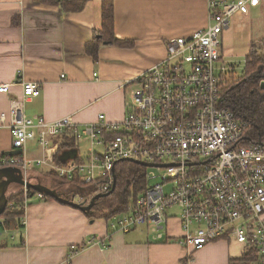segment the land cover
I'll return each mask as SVG.
<instances>
[{"label": "built area", "instance_id": "obj_1", "mask_svg": "<svg viewBox=\"0 0 264 264\" xmlns=\"http://www.w3.org/2000/svg\"><path fill=\"white\" fill-rule=\"evenodd\" d=\"M204 1L205 28L167 40L165 58L124 84L132 89L120 122L99 114L79 128L70 117L26 118L23 103L39 94L40 85L21 81V98L10 100L8 112L12 153L0 167L18 170L25 181L32 170L48 167L58 179L90 186L89 196L73 201L86 206L95 195L111 191L118 162L150 164L134 209L109 218L110 231L145 227L153 241H167L166 225L177 211L178 244L190 257L211 242L228 239L244 255L253 250L257 264H264V144L247 145V123L222 103L229 68L220 54L221 35L232 17L257 7L264 11V0ZM8 92V85H0V94ZM67 133L77 145L87 139L89 151L80 161L57 166L49 152ZM29 142L44 150L41 159L25 155ZM21 190L25 208L33 198L45 199L42 193Z\"/></svg>", "mask_w": 264, "mask_h": 264}, {"label": "crops", "instance_id": "obj_2", "mask_svg": "<svg viewBox=\"0 0 264 264\" xmlns=\"http://www.w3.org/2000/svg\"><path fill=\"white\" fill-rule=\"evenodd\" d=\"M82 1L80 11H69L42 0H0V85L9 86L7 94H0V117L6 115L0 119V165L2 156L12 153L8 112L10 100L21 98V81L40 85L39 94L23 103L26 118L70 117L79 128L93 123L99 114L120 122L132 89L124 84L165 58L167 40L187 37L208 22L204 0H110L114 35L133 41V46L100 44L94 60L85 46L101 30L103 0ZM263 18L261 7L235 14L221 35L222 61L244 59L240 74L228 65L235 77L241 76L252 48L264 56V32L262 26L259 33L255 27L258 20L263 25ZM81 144L89 146L87 139ZM81 144L76 154L82 159L87 153H81ZM58 150L49 152L53 160ZM24 153L35 159L45 155L35 142L27 143ZM51 175L55 177L48 167L36 168L28 181L56 191ZM68 187L59 184L57 189ZM24 220L23 228L3 231L8 235L0 237V264H231L244 255L241 247L220 239L190 257L178 244L182 233L177 211L168 219L163 242L153 241L145 227L128 233L110 231L106 219H90L80 210L47 199L33 198Z\"/></svg>", "mask_w": 264, "mask_h": 264}, {"label": "trees", "instance_id": "obj_3", "mask_svg": "<svg viewBox=\"0 0 264 264\" xmlns=\"http://www.w3.org/2000/svg\"><path fill=\"white\" fill-rule=\"evenodd\" d=\"M45 3L59 4L69 11H80L84 6L82 0H42ZM100 44L129 48L133 41L120 40L114 35V5L110 0L102 2V27L96 31L91 42L86 44L85 52L94 60L97 58V48ZM264 80V56L257 49L252 48L246 56L244 70L239 77H235L232 71L227 72V85L221 91L224 107L233 111L236 116L247 123L244 134L246 144H264V90L260 89V82ZM59 152L54 158L57 166H63L70 161H80L77 153V143L71 133L64 134ZM9 157L3 155L2 159ZM2 168V166L0 167ZM145 167L132 162H118L115 166V190L112 194L98 199L94 205L97 213L84 212L90 219L104 218L108 220L116 214L127 213L134 209L136 200L146 187ZM59 184H68L69 197H62L73 202L77 197H87L92 192L90 186L73 184L64 179H58ZM29 194L36 191L27 189ZM61 197V195L58 193ZM47 200L54 199L45 196ZM93 207V208H94ZM102 209H101V208ZM24 195L22 190L7 197L4 212L0 215L4 231H14L24 226L21 224L24 218ZM257 264V257L252 250L231 264Z\"/></svg>", "mask_w": 264, "mask_h": 264}, {"label": "water", "instance_id": "obj_4", "mask_svg": "<svg viewBox=\"0 0 264 264\" xmlns=\"http://www.w3.org/2000/svg\"><path fill=\"white\" fill-rule=\"evenodd\" d=\"M260 89L264 90V80L260 82ZM140 165L142 167H150L152 165L146 164L143 162L137 161H128ZM115 180V175H114ZM11 184H16L21 187H25L27 189H31L33 191L44 194L47 197L54 199L56 202L70 206L74 209L80 210L81 212H89L95 205L98 199L104 198L110 194H112L115 190V182L111 189V191L107 194H98L91 198L89 203L86 206L76 204L74 202L68 201L58 195L56 191L42 185V184H33L29 181H25L18 170L13 168H0V215L4 212L6 204H7V191Z\"/></svg>", "mask_w": 264, "mask_h": 264}, {"label": "rangeland", "instance_id": "obj_5", "mask_svg": "<svg viewBox=\"0 0 264 264\" xmlns=\"http://www.w3.org/2000/svg\"><path fill=\"white\" fill-rule=\"evenodd\" d=\"M261 26H262V22H259V20H258L255 23V27H256V32L257 33L260 32ZM223 60H224L223 63H224L225 66H228V65L229 66L230 65L233 66V68L235 69L236 74H240L241 73V70H242L243 64H244L243 57H231V58H227V57L225 58L224 57ZM127 100H129V98H127ZM80 148H81V153L82 154H86L89 151V146L86 145V144H81ZM99 150H100V148L97 147L96 151H99ZM51 187L54 188L61 195V197H69V195H68V193H69L68 191L69 190L68 189H65V190H62V188L57 189V187H59V181L57 179L51 178ZM19 191H20V187L18 185H11L10 188L8 189L7 196H11V194H15V193H17ZM97 212H98V209L95 208V207L90 210L91 214L92 213H97ZM169 213H170V210H169ZM6 235H8V234L7 233L3 234V231H2V233H0V237H4Z\"/></svg>", "mask_w": 264, "mask_h": 264}]
</instances>
